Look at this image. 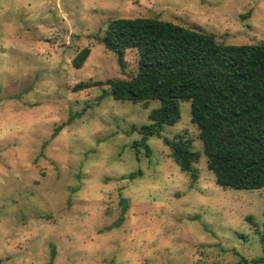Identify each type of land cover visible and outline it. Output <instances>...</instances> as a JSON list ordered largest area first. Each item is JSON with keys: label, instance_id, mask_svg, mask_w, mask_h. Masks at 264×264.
<instances>
[{"label": "rangeland", "instance_id": "obj_1", "mask_svg": "<svg viewBox=\"0 0 264 264\" xmlns=\"http://www.w3.org/2000/svg\"><path fill=\"white\" fill-rule=\"evenodd\" d=\"M139 16L264 43V0H0V264H245L264 254L263 188L217 185L203 154L191 182L161 137L136 153L131 127L157 101L114 100L105 84L74 90L135 74L136 49L120 68L97 36L110 19ZM190 107L180 101L161 135L182 133L202 152Z\"/></svg>", "mask_w": 264, "mask_h": 264}, {"label": "trees", "instance_id": "obj_2", "mask_svg": "<svg viewBox=\"0 0 264 264\" xmlns=\"http://www.w3.org/2000/svg\"><path fill=\"white\" fill-rule=\"evenodd\" d=\"M97 39L116 54L120 68L126 50L136 49V72L126 78L78 82L73 88L105 84L114 100L158 102L148 112V123L131 127L140 135L132 144L136 153L142 147L148 156L147 139L161 137L191 182L197 180L194 164L203 154L217 185L264 190V43H224L210 32L152 16L110 19ZM88 54L87 47L80 49L71 59L72 66L80 68ZM180 101L191 104L190 119L199 130L202 152L193 149L191 139L182 133L161 135L164 125L178 121ZM258 235L264 253V204ZM241 261L264 262V254L250 263L243 257Z\"/></svg>", "mask_w": 264, "mask_h": 264}]
</instances>
